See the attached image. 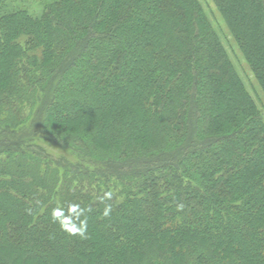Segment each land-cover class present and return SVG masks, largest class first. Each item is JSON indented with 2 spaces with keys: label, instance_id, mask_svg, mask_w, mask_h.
<instances>
[{
  "label": "trees",
  "instance_id": "obj_1",
  "mask_svg": "<svg viewBox=\"0 0 264 264\" xmlns=\"http://www.w3.org/2000/svg\"><path fill=\"white\" fill-rule=\"evenodd\" d=\"M0 0V264H264V116L200 0ZM264 93V0H211Z\"/></svg>",
  "mask_w": 264,
  "mask_h": 264
},
{
  "label": "rangeland",
  "instance_id": "obj_2",
  "mask_svg": "<svg viewBox=\"0 0 264 264\" xmlns=\"http://www.w3.org/2000/svg\"><path fill=\"white\" fill-rule=\"evenodd\" d=\"M200 1L202 2L211 22L213 23L214 28L219 34L237 74L244 82L246 90L255 100L258 108L261 110L264 116V93L261 87L259 86L256 77L254 76L252 70L250 69L249 65L244 59L235 40L233 39L226 25L224 24L214 4L211 2V0H200ZM26 5L29 6V9L32 14L39 15L40 6L37 0L29 1L27 2Z\"/></svg>",
  "mask_w": 264,
  "mask_h": 264
}]
</instances>
